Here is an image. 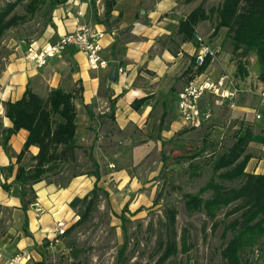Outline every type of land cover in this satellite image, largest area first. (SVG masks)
I'll return each mask as SVG.
<instances>
[{
    "label": "crops",
    "instance_id": "obj_1",
    "mask_svg": "<svg viewBox=\"0 0 264 264\" xmlns=\"http://www.w3.org/2000/svg\"><path fill=\"white\" fill-rule=\"evenodd\" d=\"M89 1L65 0L58 5L51 13V23L45 27L43 36L31 43L40 47L74 30L82 24L84 7ZM175 6V0H114L111 16L114 20L119 19L115 28L107 29L102 23H93L106 32L102 41V54L110 61V67L106 69H88L85 55L72 46L47 58L43 66L36 67L26 56L29 44L26 47L14 46L0 68V264H75L81 249L75 245L73 235L56 234V222L63 220L66 229L69 228L78 218L81 199L94 184L107 191L110 183L118 184L119 189L127 183L132 186L137 184L131 167L120 168L116 172L110 168L114 166L112 162L116 161L118 154L129 152V159L133 161L145 155L141 152L144 146L152 144L151 137H139L136 133L141 134L139 130L148 122L156 107L163 113V103L167 100L165 94L158 101L152 85L161 78L170 79L179 69L184 53L192 58L194 42L183 43L178 52L172 54L169 46L159 40L174 33L171 28L177 22L171 10ZM126 28L128 32H124ZM116 63L125 70V74L120 75L116 71L115 80H110V70ZM209 68L210 65L207 71ZM223 70L216 76L212 75L215 69L208 74L205 70L203 74L210 79H216L223 73L234 76L235 71L232 74ZM234 78L242 82L246 90L238 96L234 107L214 106L212 119L215 117L216 121H223L229 133V130H239L242 134L246 127L252 130L253 137L247 152L251 154L249 148L256 146L260 147V151L251 154L245 171L264 174V98L247 90L257 84L256 75L253 79L249 75L243 80L237 76ZM78 86L82 87V91L79 92L80 97L74 100L77 111L76 143L93 147V156L100 154L108 164L104 170L100 166L97 171L73 176L65 185L60 182L67 172L60 174L59 178V175L48 176L34 183V195L28 196L24 187L16 183V177L30 163V157L38 152V148L29 146L20 161H16V155L27 137L24 129L12 134L7 147H3L2 131L11 125L4 115L3 103L19 99L26 87L45 97L53 88L72 91ZM147 95H151L150 99L137 110L131 107L134 99ZM111 105L113 119L107 117ZM253 117L260 121L256 122ZM177 120L179 123L172 121L169 124L164 135L166 138L185 128ZM259 135L260 143L253 142ZM72 150L71 145L61 146L57 160L68 163ZM77 152L76 149L75 154ZM9 165L12 168L7 170ZM3 183L9 185L7 190L2 187ZM132 206L134 209L137 205L133 203Z\"/></svg>",
    "mask_w": 264,
    "mask_h": 264
},
{
    "label": "trees",
    "instance_id": "obj_2",
    "mask_svg": "<svg viewBox=\"0 0 264 264\" xmlns=\"http://www.w3.org/2000/svg\"><path fill=\"white\" fill-rule=\"evenodd\" d=\"M23 1L7 0L0 6V40L8 29L25 24L38 12H42V15L51 21L52 11L65 2V0H27L25 3ZM20 4L24 7V13H15V8ZM113 5L114 0H106L102 16H94V23L105 25L111 16ZM211 19H214L213 35L221 28L226 29V36L229 38L231 47L230 53L236 62L235 77L243 80L248 76L244 61L250 54H254L259 66L256 80L264 82V0H221L208 8L201 1L187 15L179 19L173 36H170L171 39L167 37L168 41L175 37L172 43L178 50L183 43L195 42L197 24ZM168 48L172 54L178 52ZM209 63L210 58L207 57L197 67L196 72L202 73ZM118 64L116 63L115 67ZM193 65L192 57L185 70L186 74L192 72ZM81 91V86L72 91L57 87L51 89L45 97H40L30 87H26L19 99L3 103L4 115L11 123L10 127L2 131L3 147H7L12 134L24 129L27 131V137L16 155V161H20L29 146L38 148V152L30 157V163L23 167L16 177V183L24 187L28 196L34 195L32 185L48 176L61 177L60 174L67 172V176L60 182L61 185H65L73 176L98 170V163L93 156V147L87 150L77 145L75 140L77 111L74 100L80 97ZM150 97L147 95L134 99L131 107L137 110ZM112 106L109 107L107 115L110 119H113ZM164 117L165 112L162 114V118ZM239 132V130L233 132L230 143L223 148V151L210 153L203 164L193 161L200 152L186 157L189 162L185 171L189 178L200 176L205 164L210 170L208 179L195 193L184 192L182 197L188 212L203 214L212 223L213 229L221 227L220 235L223 243L218 253L222 264H252L250 261L252 252L264 249V174L245 171L247 162L251 158L247 148L253 133L249 127H246L242 134ZM66 144L71 145L73 150L69 162L63 163L57 160V152ZM76 149L89 151L87 156L92 161L91 168L79 170ZM11 168L12 165L6 167L7 170ZM2 187L7 190L9 185L3 183ZM100 195L107 198L108 192L94 184L80 201L77 220L65 230L64 234H71L90 219ZM139 210L141 209L138 208L135 212ZM222 211H224L223 216L218 219ZM176 214L174 207L165 208L164 216L158 220L159 226L153 232L156 235L155 256L158 255L156 264L166 262L177 264L175 257L179 253L186 254L191 248L187 241V231L183 229L178 236ZM119 220L124 240L118 249L115 264H126L125 253L129 242L126 223L129 219L123 212ZM151 226L149 225L148 228ZM75 264H83V262L78 260Z\"/></svg>",
    "mask_w": 264,
    "mask_h": 264
},
{
    "label": "rangeland",
    "instance_id": "obj_3",
    "mask_svg": "<svg viewBox=\"0 0 264 264\" xmlns=\"http://www.w3.org/2000/svg\"><path fill=\"white\" fill-rule=\"evenodd\" d=\"M5 1L7 0H0V6ZM26 1L24 0L23 3ZM105 1L90 0L88 3L86 2V7H84V13L82 14V23L93 24L94 16L98 15L101 17ZM201 1L208 8L218 4L221 0H194L192 2L175 0L176 6L171 10V15H173L175 22H178L180 17L187 15ZM97 11L99 14H97ZM14 12L18 14L24 13L23 5H18ZM118 20V18L114 20L110 16L105 24L106 28H115ZM50 23L51 21H48V18L42 15V12H38L25 24L8 29L0 40V68L16 44L26 47L31 41L42 37L45 27L50 25ZM213 23L214 19H211L202 21L196 26V33L206 44L220 48L216 59L212 60L213 63L210 61L211 64L209 63L210 68L208 71L206 67V74L208 72L212 73L211 69H215L212 73L214 76L222 73L223 69L233 74L236 62L230 53L231 47L229 38L226 36V29L221 28L213 35ZM127 28L124 32H128ZM175 28L176 26L171 29L175 31ZM170 36H173V33L168 37ZM159 40L161 44L168 45L178 51L177 48H174L175 44L172 43L175 37L171 41H168L166 37ZM181 57L180 67L178 66L179 69L170 79L161 78L159 82L152 85L155 90L154 95L157 96L158 101L165 94L167 100L163 103L165 117L162 118L163 113L161 114L159 107H156L150 114L148 122L139 130L141 134L136 133L139 137L148 135L151 137L150 141L152 144L144 146V151L141 152L145 155L141 159L133 161L129 159L131 158L129 152L121 153L116 155V161L112 162L114 166L112 165L110 169L115 172L120 168L131 167L137 184L132 186L127 183L121 189L118 188V184H108L107 198L100 195L90 219L71 233L75 237V245L81 249L78 260L83 262V264H115L118 249L124 240L119 220L123 212L125 217L129 219V222L126 223L129 237L125 253L127 257L126 264H156L158 255L155 256L156 235L153 232L158 228V220L164 216V210L167 207L176 209L178 236H180L183 229L187 231V241L191 246L186 254L179 253L175 257L176 263L222 264L218 253L223 243V238L220 235L221 227L213 229L212 223L203 214L188 212L184 207L182 193H195L206 182L210 174V170L205 164L204 171L200 176L189 178L185 171L189 162L186 157L195 152H200V155L193 161L203 164L210 153L223 151V148L230 143V136L233 134V130L228 128L230 133L226 132L225 123L216 121L215 117L214 119L212 117L208 121L203 122L198 128L185 126L182 130L174 132L169 138L164 136L169 124L172 121L178 122L174 102L175 92L181 89L183 83L187 81V78L192 73H185L191 62V56L184 53ZM244 66L250 79H253L259 69L254 54L246 57ZM252 119L256 122L260 121L255 119V117ZM78 120L80 121V117ZM253 142L260 143V135ZM119 145L124 147L122 144ZM82 147L87 150L90 148L88 145ZM87 150L79 149L76 153L79 170H87L92 167V161L88 159L87 153L89 151ZM256 150L260 151V147L249 148V151L252 152L251 154H255ZM95 159L98 163V168L102 166L104 170L106 164H108L106 160L102 159L100 154L96 155ZM66 176L67 174L64 177ZM133 203L137 205L134 209L132 208ZM138 208L141 210L135 212ZM223 212L219 213L218 219H221ZM149 225H152L151 228H148ZM257 252V254L252 252L250 255L251 263L264 264V249H259Z\"/></svg>",
    "mask_w": 264,
    "mask_h": 264
},
{
    "label": "built area",
    "instance_id": "obj_4",
    "mask_svg": "<svg viewBox=\"0 0 264 264\" xmlns=\"http://www.w3.org/2000/svg\"><path fill=\"white\" fill-rule=\"evenodd\" d=\"M105 36L106 32L96 25L82 23L71 32L58 37L53 43H46L40 47L30 43L26 49V56L36 67H41L47 58L58 55L67 47L72 46L85 55L88 69H106L110 67V61L102 54V41ZM194 37L193 71L177 93L176 112L178 119L185 126L198 128L203 122L212 118L214 106L234 107L236 99L246 89L243 88L242 82L227 73L219 75L216 79L204 76L203 72L197 73V67L207 57L210 58V61L216 59L220 48L206 44L197 33ZM115 68L118 74H125V70L121 66ZM247 90L250 93L256 92L264 98V82L262 81H258L255 86L247 88ZM65 230V222L57 221L55 224L56 234L63 235ZM255 253L257 254V252Z\"/></svg>",
    "mask_w": 264,
    "mask_h": 264
},
{
    "label": "water",
    "instance_id": "obj_5",
    "mask_svg": "<svg viewBox=\"0 0 264 264\" xmlns=\"http://www.w3.org/2000/svg\"><path fill=\"white\" fill-rule=\"evenodd\" d=\"M141 12H142V10H141ZM115 77H116V68H115V66H113L110 70L109 79L115 80Z\"/></svg>",
    "mask_w": 264,
    "mask_h": 264
}]
</instances>
